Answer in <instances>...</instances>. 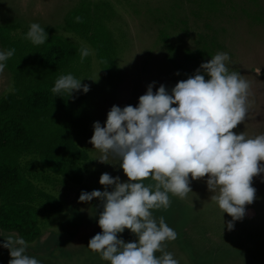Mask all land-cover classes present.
Instances as JSON below:
<instances>
[{
	"label": "rangeland",
	"instance_id": "1",
	"mask_svg": "<svg viewBox=\"0 0 264 264\" xmlns=\"http://www.w3.org/2000/svg\"><path fill=\"white\" fill-rule=\"evenodd\" d=\"M82 1L0 0V25H18L17 35L38 23L46 32L63 35L90 51V67L79 79L84 78L82 84L90 88L86 94L81 93L88 101L92 122L79 144L88 151L92 163L87 165L88 173L81 185L39 169V186L64 205L63 213H47L41 218V237L26 243V254L42 264H110L87 247L89 240L102 232L98 225L103 211L100 201L94 198L80 202L79 195L81 191L105 190L106 186L99 183L102 173L119 176L122 182L128 178L118 159L108 156L100 162L104 153L89 141L94 122L99 121L103 127L113 105L135 107L150 83L156 82L154 92L161 84L170 91L211 55L226 52L229 71L244 75L250 93L247 117L232 131L244 132L246 138L264 134V0H90L106 2L114 11L109 28L117 54L109 76L102 72L91 46L65 29L67 15ZM0 51H4L1 44ZM257 67H261L259 77L254 73ZM12 90L13 77L4 68L0 71V100ZM258 163L264 165V161ZM207 179V174L196 180L189 175L192 192L184 198L169 193L168 208L151 210L157 221L162 216L178 232L176 238L181 237L180 243L176 239L164 241V251L176 253L178 256L173 258L179 264H264V173L253 177L254 200L245 205L244 217L233 222L232 230L227 228L232 217L211 199ZM143 183L155 181L149 177ZM117 235L125 242L137 239L128 229ZM8 237L21 238L16 232L0 230V242ZM9 259V250L0 247V264H8Z\"/></svg>",
	"mask_w": 264,
	"mask_h": 264
},
{
	"label": "clouds",
	"instance_id": "2",
	"mask_svg": "<svg viewBox=\"0 0 264 264\" xmlns=\"http://www.w3.org/2000/svg\"><path fill=\"white\" fill-rule=\"evenodd\" d=\"M26 38L42 45L48 34L38 23H32ZM14 52L0 51V71ZM79 55L83 62L90 51L81 48ZM229 60L226 52L211 55L170 91L161 84L154 92L156 82H152L135 107L113 105L103 127L99 121L93 123L89 143L104 153L98 160L105 162L108 156L118 159L128 178L122 182L119 176L102 173L99 183L106 186L105 190L81 191L79 195L80 202L97 198L103 208L98 218L102 232L87 246L101 259L110 264H179L163 249V242L175 240L176 232L162 216L157 221L151 210L168 208L169 193L184 198L192 192L189 175L196 180L207 174L211 199L232 217L228 230L244 217L245 205L255 197L252 179L264 173V165L258 163L264 161V134L246 138L244 132L232 131L247 117L250 93L244 75L229 71ZM254 73L259 77L261 67ZM83 79L62 74L51 91H68L70 96L75 91L86 94L90 88L82 84ZM149 177L155 184L143 183ZM125 229L136 235V241L125 242L118 237ZM0 247L9 250L8 264H42L26 254L23 238H5ZM156 252L161 255L156 256Z\"/></svg>",
	"mask_w": 264,
	"mask_h": 264
},
{
	"label": "trees",
	"instance_id": "3",
	"mask_svg": "<svg viewBox=\"0 0 264 264\" xmlns=\"http://www.w3.org/2000/svg\"><path fill=\"white\" fill-rule=\"evenodd\" d=\"M113 17L108 3L83 0L65 19L66 31L91 46L106 76L116 65L117 45L109 28ZM18 29L16 24L0 25L4 51L15 49L5 61L13 90L0 100V230L33 243L42 234L41 218L64 212L62 202L39 186L40 172L81 185L92 163L79 144L92 122L88 101L81 91L71 96L51 91L62 74L79 79L91 58L81 62L79 49L85 47L63 35L47 32L48 40L34 45L27 32L17 35Z\"/></svg>",
	"mask_w": 264,
	"mask_h": 264
},
{
	"label": "flooded vegetation",
	"instance_id": "4",
	"mask_svg": "<svg viewBox=\"0 0 264 264\" xmlns=\"http://www.w3.org/2000/svg\"><path fill=\"white\" fill-rule=\"evenodd\" d=\"M182 251H183V250L180 248V249H179V253H180V255H182Z\"/></svg>",
	"mask_w": 264,
	"mask_h": 264
}]
</instances>
